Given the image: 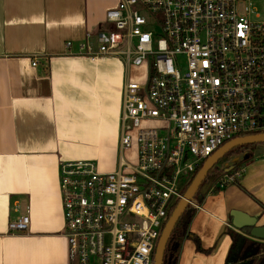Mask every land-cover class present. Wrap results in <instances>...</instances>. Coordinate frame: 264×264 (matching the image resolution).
Returning <instances> with one entry per match:
<instances>
[{"label": "built area", "instance_id": "obj_1", "mask_svg": "<svg viewBox=\"0 0 264 264\" xmlns=\"http://www.w3.org/2000/svg\"><path fill=\"white\" fill-rule=\"evenodd\" d=\"M106 20L97 49L87 42L80 50L125 66L121 159L112 173L92 160L60 164L69 264H154L204 163L237 138L264 134V0H119ZM134 70L142 81L131 80ZM134 143L135 165L124 156ZM244 174L236 168L211 188ZM29 226L27 214L8 231Z\"/></svg>", "mask_w": 264, "mask_h": 264}, {"label": "crops", "instance_id": "obj_2", "mask_svg": "<svg viewBox=\"0 0 264 264\" xmlns=\"http://www.w3.org/2000/svg\"><path fill=\"white\" fill-rule=\"evenodd\" d=\"M118 2L0 0V264H69L60 164L92 160L104 173L119 166L125 66L80 50L87 42L97 49ZM242 168L236 184L213 187L199 202L177 264H228L230 232L264 243L231 217L241 211L264 227V154ZM27 214L28 231L9 233Z\"/></svg>", "mask_w": 264, "mask_h": 264}, {"label": "water", "instance_id": "obj_3", "mask_svg": "<svg viewBox=\"0 0 264 264\" xmlns=\"http://www.w3.org/2000/svg\"><path fill=\"white\" fill-rule=\"evenodd\" d=\"M257 145L255 151H250L248 154L260 156L264 154V134L250 136V137H243L237 138L223 147H221L213 156H211L203 165L195 179L193 180L191 186L187 190L184 195V198L179 202L178 206L172 213L169 221L167 222L165 229L162 233V236L159 240L155 257H154V264H163L164 263V256L166 252L167 245L169 240L173 234V231L186 212L190 202L193 200L198 199V202L204 198V196L210 191L213 184L216 180L222 176L223 174L230 173L231 171L235 170L237 166L240 164V157L242 158L241 161L248 160L250 157L247 154H242L237 158L233 164L223 172L218 173L214 177H210V172L218 165V163L231 152L236 150L237 148L245 147V146H255ZM242 165V164H241ZM232 217V226L238 231H247L250 237L256 240H263L264 241V227L257 225V219L249 216L248 214L233 210L231 212Z\"/></svg>", "mask_w": 264, "mask_h": 264}, {"label": "trees", "instance_id": "obj_4", "mask_svg": "<svg viewBox=\"0 0 264 264\" xmlns=\"http://www.w3.org/2000/svg\"><path fill=\"white\" fill-rule=\"evenodd\" d=\"M256 147L257 145L237 148L230 154L239 153L241 151H254ZM192 182L185 189L184 193L187 192ZM195 214L196 208H194L193 206H189L180 221L178 222V224L176 225L167 245L163 264L178 263L182 243L190 235L189 227ZM230 236L232 238L233 244L228 259V264H264V243L250 240L235 232H230ZM196 243L198 250L202 251L200 242L196 240Z\"/></svg>", "mask_w": 264, "mask_h": 264}, {"label": "rangeland", "instance_id": "obj_5", "mask_svg": "<svg viewBox=\"0 0 264 264\" xmlns=\"http://www.w3.org/2000/svg\"><path fill=\"white\" fill-rule=\"evenodd\" d=\"M131 77L133 78L134 81H142L143 80V73L142 71H132V75ZM151 126H154L153 124ZM249 151H241L239 153H233V154H230V155H227L226 157H224L219 163L218 165L214 168V170H218V172H223L224 169H226L227 167L231 166L233 164V162L239 158L240 155L242 154H247L249 155V159L248 160H245V161H241L242 158L240 157V164L237 166V168L241 165V164H248L250 163L251 161H253L256 156L255 155H252L251 154H248ZM125 159L130 162L131 164H137V144L134 143V146L131 150L127 151L125 153ZM217 173V171H216ZM198 201V199H196ZM191 206V205H189ZM188 206V207H189ZM192 207V206H191Z\"/></svg>", "mask_w": 264, "mask_h": 264}, {"label": "flooded vegetation", "instance_id": "obj_6", "mask_svg": "<svg viewBox=\"0 0 264 264\" xmlns=\"http://www.w3.org/2000/svg\"><path fill=\"white\" fill-rule=\"evenodd\" d=\"M216 171H217V173H216ZM219 172H218V170H212L211 172H210V177L212 176V177H214V176H216L217 174H218Z\"/></svg>", "mask_w": 264, "mask_h": 264}]
</instances>
